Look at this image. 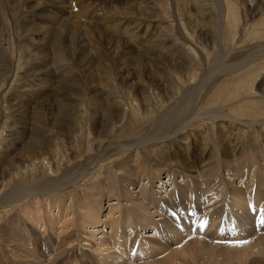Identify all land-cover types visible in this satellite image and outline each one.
I'll return each instance as SVG.
<instances>
[{
    "label": "rangeland",
    "instance_id": "obj_1",
    "mask_svg": "<svg viewBox=\"0 0 264 264\" xmlns=\"http://www.w3.org/2000/svg\"><path fill=\"white\" fill-rule=\"evenodd\" d=\"M81 3L85 9L88 6L89 13L92 12L88 14L85 10V17L83 16L79 22L74 17L79 12L76 9ZM60 9L63 11L70 9L68 14L61 15L63 20H68L67 22L60 21ZM137 10L142 13L138 15L133 13ZM221 16L224 19L221 24L223 26H220ZM73 20H76V24ZM122 40L129 45L128 48L119 44L124 43ZM60 42L66 47H60L61 51L55 50L57 48L55 43ZM208 72L213 76L194 104L191 114L194 119L183 132L184 138H187L184 144L188 142L186 146L193 149L198 137L204 138L207 153L216 155V149H219L216 142L212 141V133L223 128L228 136L232 137L231 146H238L239 156H247L250 152L251 137L257 141L259 139L257 136L264 135V0H0V162L6 165L14 156L13 161L17 163L26 161V165L28 163L27 166H30L21 155L23 151L20 154L22 145L18 138L22 135V130H25L22 131L24 134L26 131L28 134L25 136L26 140L28 138L25 148L27 149L30 144L36 146L37 141L31 138L34 134L47 148H44V152L49 153L51 160L58 157V152L65 156L63 145L71 146L73 139L76 140L72 144L73 147L78 146L86 152H94L96 144L92 136L97 133V128H105L107 132L110 128L111 123L102 118L108 111L111 112L109 107L105 106V103L109 102L117 106L115 110L120 116L126 113L127 118H124L119 128H133L134 133H130V138H146L157 132L163 134L169 131V123L172 131L178 124L172 125L171 119L176 111L185 107L182 98L187 96ZM97 90L100 91V95L94 93ZM163 96H167L170 101L163 104L165 102L162 101ZM137 101L142 104L147 101L145 104L149 108L140 112L136 106ZM61 103L65 104L66 109H59ZM55 110H63L62 115L67 123L71 118L70 129H74L75 124L79 127V132L69 134L68 128L67 131L61 132L60 123H56L60 120L57 119L55 122L57 115L52 118L50 116V112L56 113ZM22 112L31 117L26 124L23 122L26 115L21 116ZM36 114L38 119L35 117ZM231 117L238 120L233 129L230 126L233 122L230 120ZM180 120L182 121V116ZM160 128L162 131H159ZM172 142L161 145L162 147L157 145L152 153L156 158L161 159L163 156L166 158L176 150V143L174 140ZM71 153L75 156L74 148ZM163 158L162 160H165ZM253 161L255 162L249 164L250 173L244 169L240 179L237 178L235 181L237 185L245 184L246 175L255 176L256 173L253 171L257 164L261 166L264 164V161L256 159ZM57 162L56 159L54 167ZM122 162V159L113 160L111 171L102 167L98 173L89 175L86 179L89 181L84 180V183L75 184L72 191L78 195L79 200L76 202L70 201L73 195L64 201L57 194L49 197L50 199L33 195L29 197L30 200L28 198L18 204L12 214L4 215L0 224H5L8 218L15 217L16 213L24 219L23 212L33 200L34 206L41 208L40 217H37L38 221L36 218L24 220L29 225L37 227L39 233L49 232L55 238L72 232L77 233L78 247L93 252L100 260L114 259L115 255L111 253H123V244L120 250L114 248L107 252L100 251L99 238L102 234L96 233L88 238L89 226L83 228L78 222L80 219L78 206L86 199V186L96 180L111 178L115 180L118 175L115 168ZM34 165L38 167L37 170L29 171L31 168L29 167L25 173L23 167L15 186L34 187L43 184L44 177L54 176L51 171H44L42 162ZM74 170L73 168L70 173L72 174ZM59 177H63L62 173L58 174ZM162 178L166 181V174L162 175ZM11 180L8 178L5 182L0 181L1 195L2 192L11 190L10 186L13 185ZM180 181L178 178L177 182ZM250 182H254L253 186L251 190L245 191L244 198L250 191H255V180L248 179L247 183L251 186ZM261 195H263L261 199H251L247 204L252 207L258 206L256 210L263 209L264 193ZM225 198L232 200L229 194H226ZM72 205L74 210L70 209L66 214L64 210ZM58 206H61V209ZM104 207H107L106 201ZM241 211L243 209L237 210L238 213ZM116 212L113 213L114 217L119 214ZM211 212L207 210L201 215L202 218ZM249 213L254 215L253 211ZM235 214L233 211L232 217ZM226 217L229 218L230 214ZM218 223L219 221L212 222L213 227ZM253 226L259 231L264 228L255 223ZM194 228L191 231L194 232L196 230ZM108 231V228L105 229L103 235L105 239L110 235ZM162 231L166 232V236H170L169 229ZM123 233L118 235L120 242H123L124 238L130 243L133 236L137 235L134 233L132 236L128 232L127 236H123ZM140 233L138 235L142 237L154 235L152 234L154 231ZM201 233L205 234L203 231H199L198 234L191 233L188 239H204ZM219 235L216 234V237ZM184 238L171 236L172 244L167 248L179 250L183 243L187 244V239ZM141 239L143 240L141 242L149 243L145 244L148 250L141 248L137 254L142 255L134 254L135 256H132L133 252L127 250L125 254L114 259L112 264H158L166 256L167 251L160 248L159 244ZM128 243L126 249L129 247ZM108 247L114 245L111 243ZM256 251V248L250 249L247 260L251 254L255 255ZM180 252L182 251H177ZM216 256L208 254L198 259L199 263L195 261L194 264L225 263L221 258L216 259ZM192 261L180 254L171 264H193ZM232 262L241 264L238 261Z\"/></svg>",
    "mask_w": 264,
    "mask_h": 264
},
{
    "label": "bare ground",
    "instance_id": "obj_2",
    "mask_svg": "<svg viewBox=\"0 0 264 264\" xmlns=\"http://www.w3.org/2000/svg\"><path fill=\"white\" fill-rule=\"evenodd\" d=\"M82 5L83 3L78 6L79 8L76 10H79V12H77L78 14L76 13L74 17L77 18V21L79 22L80 19L82 20L83 16L85 17V10L88 11V6H86L85 9ZM69 10L70 9H67V11H63V9L59 10L60 21H66L65 19L63 20L61 15L66 14ZM71 12L72 11H70V13ZM91 12L89 13L88 11V14H91ZM133 13L138 15L140 12L137 10ZM67 18L69 17L67 16ZM69 19L71 20V18ZM223 21V16H221L220 26H223L221 25ZM78 24L80 27V23ZM74 28H76V26ZM81 36L82 35H80V37ZM123 42L124 43L119 42V44L128 48L129 45L125 41ZM55 46L57 47L55 50L61 51L60 47L65 46V44H61L60 42L55 43ZM67 49H69V47ZM212 76L213 75L210 72L206 73L205 76L200 79V82L195 85L193 90L187 96L182 98L185 107H182L178 112L176 111L175 116L171 119L172 122L170 121L172 125L178 124L177 128L174 127V129L170 131L171 125L168 122L169 131L163 134L157 132L150 137H141L143 139L139 137L130 138L129 136L134 133L133 128H119V125L123 124L126 113L120 116L115 110L117 106L112 105L111 102L105 103V106H108L111 112L108 111L109 113L107 112V114L102 117L104 120L106 119L111 123L109 131L107 132L105 128L101 129L102 127L97 128L98 131L99 129L101 130L99 132L97 131L95 136H92V139L96 144L94 152H86L78 146L73 147L72 144L76 141L73 139L71 146L68 147V145H63L66 152L65 156L60 155V152H58V157L51 160L49 153L46 151L44 152V148L46 147L39 142L34 134H32L33 136H31V138L37 141L36 146L34 147L30 144L27 149L25 148L28 141V138L26 140L25 136L28 134H26L27 131L24 134L25 130H22L24 131H21L22 135H20L19 138L17 137L22 145L20 154L23 151V154L21 155L30 163V166H27L28 163L26 165V161H20V163L13 161L14 156L12 159L8 160L9 162L6 165L0 162V181L5 182L10 178L13 182V185L10 186V191L2 192V195L0 194V222L4 219V215L12 214V212L16 210L18 204L22 203L24 200H28V198L33 195H36L35 197L38 196V198L39 196H42L43 198L46 197L47 199L52 195L57 194L63 201L68 196L73 195L70 201L73 203L75 200L76 202L77 199L79 200V198H77L78 195L72 191L75 184L84 183V180L85 182L89 181L86 180L89 175L91 176L94 173H98L102 167L111 171L112 161L122 159L123 162L121 165L115 168L116 174H118L116 177L114 176L115 180H112V178L96 180L94 177V180L96 181L86 186V199L81 206H78V211H80V219L78 222L82 224L83 228L89 226L87 231L88 238L96 233L97 235L102 234L99 238L100 247L98 248H100V251L107 252L114 248L120 250V246L123 244V253H111V255H115L114 259L125 254L127 250L133 252L132 256L142 255L137 254L139 253V249L141 251V248H147V245L145 244H149L147 242H141V238H144L150 243L159 244L160 248H164L167 251L166 256L163 257L158 264H171V262L180 254L189 257L191 261L193 260V264L195 261L198 262V259H201L208 254H214L215 256L219 254L218 257L216 256L215 258H221L225 261L224 264H237L232 261H238L241 262V264H264V228L262 231H259L253 226V223L264 226V223H261V221H264V208L256 210L255 208L258 206L254 207L253 205L252 207L247 204V201L250 203L251 199H261L263 196L261 194L264 193V164L262 166L257 164L258 166L253 171V173H256L254 177L246 175L247 180L245 184H243L244 186L235 183L236 180L240 179V175L244 169L245 171L247 170L248 174L250 173L248 168L249 164L255 162L253 160L264 161V138H261L264 135L260 134L259 136L261 137L257 136V138H259L257 141H254L253 137H251L250 152L249 154L247 153V156L242 157L239 156L240 153L237 151L239 150L237 148L238 146H231L233 144L232 137H229V134L223 128L212 133V141L216 142L219 149H216V155L215 153H207L208 151L205 149L207 144L206 141L204 142V138L203 140L198 137L196 141L197 143L194 145L193 149L186 146L188 142L186 145L184 144L187 138H184L183 132L187 125L191 123L192 119H194L191 115L194 109V104L197 102L196 100L203 92L205 85L209 82ZM97 91H94V93L100 95V91ZM163 97L162 101H165L163 104L170 101L167 96ZM159 98L161 99V97ZM145 103L142 104L137 101L136 106L140 112L149 108ZM60 105L61 108L59 109H66L64 103H61ZM112 107L113 109H111ZM55 112L56 113L50 112V116L52 118L57 115L55 117V122L57 119L60 120V122L57 121L56 123H60L61 132L67 131V128L69 129V134L72 132H79V127L75 126L73 123L74 129H70L71 118L67 123L62 115L63 110H55ZM37 114L35 117L38 119ZM20 115L24 116L26 114L22 112ZM181 116L182 121L180 120V122L179 118ZM66 118H68L67 114ZM30 119L31 117L27 115L24 116V124ZM230 120L233 121L230 124L233 129V126L236 125L238 120L235 117H231ZM99 123L102 124L101 122ZM253 130L255 129L253 128ZM159 131H162V129L160 128ZM126 135H128V137H125ZM23 139L24 142H22ZM173 140L176 143L175 152L169 155L166 154V158H163L164 156L161 157V159L156 158V155L152 153L154 147H157V145L162 147L166 143H173ZM212 143L214 145V142ZM240 143L242 144L241 141ZM73 148L75 150V156L71 153ZM191 154L192 157H190ZM162 158L165 160H162ZM56 159L58 162L54 167ZM70 161L72 162L70 163ZM38 162L44 164V171H51L54 176L44 177L45 180L43 181V184L34 187L15 186L14 184L18 182V175H20L22 169L25 168L24 173L28 171L29 167H31L29 171H35L38 167L34 164H37ZM73 168L75 170L71 174L70 171H72ZM222 172L224 173L222 174ZM59 173H62L63 177L58 178ZM164 174H166V181L164 180L165 178H162V175ZM224 176H228V178H224ZM161 178L163 180H161ZM178 178L181 179L180 182H177ZM248 179L255 180L256 187L255 191H250L248 196L244 198L245 191L251 190L254 183L250 182V186V184L247 183ZM226 194L230 195L232 203L225 198ZM105 201L107 207H104ZM35 206L32 200L27 206L28 209L23 212L24 219L28 218L34 220L36 218L38 221L37 217H40L41 208ZM58 207L61 209V206ZM6 208H8V210H5ZM73 208L74 206L72 205L71 207L66 208L64 212L67 214L70 209L74 210ZM75 208L77 209V207ZM233 208L235 210H233ZM236 209H243V211L238 213ZM207 210L212 211L211 214H207L205 218H202L201 215L205 214ZM105 211L107 212L104 215ZM233 211L236 212V214L232 217L231 214ZM250 211H253L254 215H251L249 213ZM47 212H49L48 208ZM114 212L119 213L117 217H114ZM227 214H230L229 218L226 217ZM24 219L16 213L15 217L8 218V221L5 224H0V264H112L114 260L112 258H103L100 260L93 252H88L87 250L85 251L78 247L77 245L79 244V241L77 233L72 232L65 234L61 238H55L49 232L39 233L36 229L37 227L29 225ZM214 221H219L215 227L212 225V222ZM194 227L196 230L193 232L191 230ZM107 228L109 229L108 233H110V235L105 239L103 235ZM166 229L170 230V236H166V232L162 231ZM134 230H136V232H134ZM142 231H154V233H152L154 235H145L144 237L139 236L138 233ZM199 231L205 233H201L203 234L204 239H188L190 237L189 234H198ZM128 232L131 233L130 235L134 233L137 235L136 237H134L135 235H132L133 238L130 243L124 238V241L120 242L118 235H122L123 233V236H127ZM216 234L220 235L216 237ZM105 235L107 236L108 234L105 233ZM164 236L165 238H163ZM171 236L185 237L184 239H187V244L183 243V246L177 250L182 252L177 253L175 249L174 251L167 248L172 244ZM221 239L223 240L220 241ZM111 243L114 247H108ZM127 243L129 247L126 249ZM184 244L187 245L185 249H183ZM253 248H256L257 251L255 255L252 256L251 254V257L247 260L250 255L249 250Z\"/></svg>",
    "mask_w": 264,
    "mask_h": 264
},
{
    "label": "snow or ice",
    "instance_id": "obj_3",
    "mask_svg": "<svg viewBox=\"0 0 264 264\" xmlns=\"http://www.w3.org/2000/svg\"><path fill=\"white\" fill-rule=\"evenodd\" d=\"M261 223H264V221H261ZM201 226H203V225H201Z\"/></svg>",
    "mask_w": 264,
    "mask_h": 264
}]
</instances>
